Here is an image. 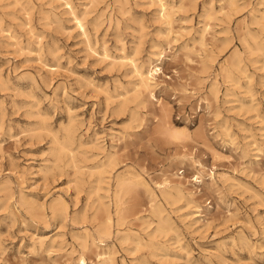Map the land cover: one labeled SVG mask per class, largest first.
<instances>
[{
  "label": "rangeland",
  "instance_id": "1",
  "mask_svg": "<svg viewBox=\"0 0 264 264\" xmlns=\"http://www.w3.org/2000/svg\"><path fill=\"white\" fill-rule=\"evenodd\" d=\"M162 1L0 0V264H264V1Z\"/></svg>",
  "mask_w": 264,
  "mask_h": 264
},
{
  "label": "bare ground",
  "instance_id": "2",
  "mask_svg": "<svg viewBox=\"0 0 264 264\" xmlns=\"http://www.w3.org/2000/svg\"><path fill=\"white\" fill-rule=\"evenodd\" d=\"M264 1V0H263ZM158 2H159V11H160V16L163 18V19H165V21L167 22V20H168V14L169 13H167V9L168 8H166L167 6L165 5V3L162 1V0H158ZM264 3V2H263ZM67 4V3H66ZM168 4V3H167ZM235 5V4H234ZM235 7V6H234ZM70 8V7H69ZM213 10V9H212ZM158 11V12H159ZM71 12V11H70ZM212 14V13H211ZM75 16V15H74ZM208 17H210V16H208ZM170 18V17H169ZM162 20V19H161ZM174 20V19H173ZM210 20V19H209ZM259 20H261V19H259ZM78 22V20L76 21V23ZM170 23V22H169ZM168 23V24H169ZM262 23H264V19L262 20ZM167 24V23H166ZM260 24H261V21H260ZM263 25V24H262ZM79 26V25H78ZM165 26V25H164ZM80 27H82V26H80ZM79 27V28H80ZM169 27V26H168ZM171 29V28H170ZM204 30H205V28H204ZM208 30V29H207ZM169 32V31H168ZM204 32V31H203ZM167 33V32H166ZM171 33V32H170ZM205 33V32H204ZM169 34V33H168ZM203 34V33H202ZM205 36V35H204ZM252 38V37H251ZM253 40V39H252ZM195 42V41H194ZM193 42V43H194ZM205 42V41H204ZM247 46V45H246ZM187 47V46H186ZM202 47V46H201ZM248 47V46H247ZM203 49V48H202ZM251 49V48H250ZM250 49H248L249 51H250ZM256 49V48H255ZM205 50V49H204ZM166 51V50H165ZM165 51L164 50H162V51H160L159 53H155V52H153V53H155V55H156V57L153 59V58H149L148 59V62H147V64L145 65V68L144 69H142V68H140V67H137V65H133L134 66V70H135V73H136V75H137V80H138V85L137 86H139V87H141L142 89H144V90H148L149 91V93L152 91V89L153 88H155L156 87V84H157V82H156V77H155V75H156V73L158 72V71H160V67L158 66L159 64H161V62H162V60H163V58L165 57ZM207 51V50H206ZM208 52V51H207ZM250 52H252V51H250ZM206 53V52H205ZM234 53H235V51H234ZM209 54V53H208ZM208 54H207V56H205V57H207V59H208ZM232 55V54H231ZM234 56H235V54H233ZM232 55V56H233ZM201 58V57H200ZM212 60V59H211ZM230 60V59H229ZM132 63V62H131ZM232 63V62H231ZM210 64V63H209ZM226 64V63H225ZM230 64V63H229ZM204 65V64H203ZM212 65V64H211ZM236 65V64H235ZM229 67H231V66H229ZM237 67H235V69H236ZM239 69V68H238ZM205 70V69H204ZM228 70V69H227ZM227 70H226V73H227ZM233 70H234V68H233ZM225 72V71H224ZM206 73V72H205ZM210 75V74H209ZM225 75V74H224ZM229 76V75H228ZM226 77V76H225ZM213 78V77H212ZM231 78V77H230ZM225 80V79H224ZM231 81L233 80V79H230ZM136 86V87H137ZM215 86V85H214ZM217 89V88H216ZM209 90V89H208ZM215 90V89H214ZM210 91H212V93H213V90L211 89ZM218 91V90H217ZM211 93V92H210ZM214 94V93H213ZM151 96L152 97H154L153 96V94L151 93ZM214 97V96H213ZM209 99V98H208ZM144 102V101H143ZM157 115V114H156ZM166 117H167V114H166V111L164 112V115H163V120H162V126H163V132H161V131H159L160 132V134L162 133H164V134H166V136H167V134H168V136L169 137H172V138H175L174 140H176V139H178V138H181L182 139V137L181 136H179L178 134H176L174 131H173V129L172 128H169V127H167L168 125H167V120L169 119H166ZM162 118V117H161ZM158 132V131H157ZM159 132H158V134H159ZM156 133V132H155ZM159 134V135H160ZM163 134V135H164ZM162 136V135H161ZM164 137V138H168V136L167 137ZM180 139V140H181ZM68 140V139H67ZM165 140V139H164ZM180 140H177V141H180ZM65 141V140H64ZM66 143H67V141H66ZM63 146V145H62ZM64 146H65V144H64ZM62 148V147H61ZM60 148V149H61ZM65 149V148H64ZM216 155V154H215ZM110 158V157H109ZM108 158V159H109ZM107 160V159H106ZM109 161V160H108ZM65 162V161H64ZM192 164H193V166H194V170H195V172L190 176V178H187L186 180H187V182L189 183V184H191V185H193V186H195L194 187V189H197V186L199 185V184H201L202 182H203V177H205V175H207L208 173L206 172V170H205V167L198 161V160H192ZM111 165H112V163H111ZM198 167V168H197ZM177 172V174H180V173H182L184 170H176ZM212 171V170H211ZM211 176V175H210ZM124 177V176H123ZM127 177V176H126ZM179 178V177H178ZM184 178V177H183ZM180 182L181 181H179V183L178 184H174V185H171V187L169 186V188H171V189H173V190H175V192L177 193V195H180V196H182L183 195V187H182V185L180 184ZM124 183H126L125 181H122L121 182V184L120 185H122V184H124ZM125 185V184H124ZM123 185V186H124ZM129 186V185H128ZM129 188V187H128ZM162 188H165V189H162V192L163 193H166L167 194V184H166V182L164 181V183H163V186H162ZM123 191V190H122ZM188 193H190V194H194L195 192L194 191H189ZM119 197V196H118ZM116 198V197H115ZM119 199V198H118ZM174 201V200H173ZM58 202V201H57ZM60 202V201H59ZM62 202H64V201H62ZM62 202H61V204H62ZM167 203V202H166ZM187 204V203H186ZM54 205H55V203H54ZM51 207V206H50ZM59 209H60V207H59ZM159 211V210H158ZM152 212V211H151ZM157 215H158V213H157ZM159 216V215H158ZM160 221V220H159ZM164 222V221H163ZM164 224H165V222H164ZM168 224V223H167ZM158 226V225H157ZM156 228V227H155ZM159 228H160V226H159ZM165 229V228H164ZM161 231V230H160ZM107 232V231H106ZM92 244V243H91ZM111 253V252H110ZM97 255L99 256V258H101L102 259V261L103 262H105L106 263V261H107V264H108V259H109V257L112 255V253H111V255L109 254V255H107V253H105V252H101V253H97ZM109 256V257H108ZM80 261H81V264H85L86 262H85V260H84V256H80ZM102 261H99V262H102ZM114 262V261H113ZM114 264V263H113Z\"/></svg>",
  "mask_w": 264,
  "mask_h": 264
},
{
  "label": "clouds",
  "instance_id": "3",
  "mask_svg": "<svg viewBox=\"0 0 264 264\" xmlns=\"http://www.w3.org/2000/svg\"><path fill=\"white\" fill-rule=\"evenodd\" d=\"M72 115L74 116L75 114L72 113ZM173 131L176 134H178L179 136H181L182 140L176 141L172 137H169L164 141L157 140L152 136L150 126L146 127L145 133H144V136L148 137V140L146 143L149 145H153V144L156 145V147L153 148L154 152L157 151V149H159L161 147H166L170 150L172 146H178L179 148H183L185 150L186 156L184 158H187V156H189L190 154L187 153V147L186 146H193V152H194L195 151L194 146L197 145V143L199 142L198 138H195L194 134L187 131L186 129H183V130L174 129ZM158 135L159 134L157 133V136ZM261 139H264V132L261 133ZM15 223H16V220H15V218H13V227L15 226Z\"/></svg>",
  "mask_w": 264,
  "mask_h": 264
}]
</instances>
